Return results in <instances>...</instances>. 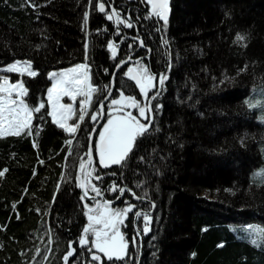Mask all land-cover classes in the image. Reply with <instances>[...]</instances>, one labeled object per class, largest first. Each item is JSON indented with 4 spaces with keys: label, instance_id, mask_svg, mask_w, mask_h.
Returning a JSON list of instances; mask_svg holds the SVG:
<instances>
[{
    "label": "trees",
    "instance_id": "16d2710c",
    "mask_svg": "<svg viewBox=\"0 0 264 264\" xmlns=\"http://www.w3.org/2000/svg\"><path fill=\"white\" fill-rule=\"evenodd\" d=\"M87 4L0 0V66L33 61L37 76L22 77L30 103L43 99L50 70L85 60L79 27ZM170 7L167 28L148 44L155 71L168 76L156 130L110 171L155 201L153 245L146 243L141 264H264V244H252L249 231L264 227V108L245 103L264 97V0H170ZM102 22L92 10L87 63L92 82L105 88L114 70L107 37L97 31ZM238 32L248 34L246 44ZM114 76L115 84L122 80ZM46 113L34 114L33 134L0 137V264H31L49 231L65 248L82 222L72 178L91 117L80 125L70 163V135Z\"/></svg>",
    "mask_w": 264,
    "mask_h": 264
},
{
    "label": "snow or ice",
    "instance_id": "6c2138e0",
    "mask_svg": "<svg viewBox=\"0 0 264 264\" xmlns=\"http://www.w3.org/2000/svg\"><path fill=\"white\" fill-rule=\"evenodd\" d=\"M29 2L31 3L32 0H29ZM88 2L89 5L93 4V0H88ZM141 3H145L148 6L144 10V19L154 20L156 23L162 21L161 27L157 31L166 29L171 10L170 0H141ZM33 6L36 7L37 5ZM95 6L101 12L106 11L105 0H99ZM106 15L109 20L115 22V31L117 33L122 31L121 26L127 28H132L133 26L131 17L124 16L121 10L116 7H111V10L107 11ZM88 18L89 12L85 11L83 14L85 25ZM97 31H100V29H97ZM85 34L87 35V33ZM236 35L238 38L237 42L244 41L245 44L247 43V33L238 32ZM120 39L123 40L125 37L121 36ZM135 39L139 41L142 47H150L140 35H136ZM160 42L165 45L168 44V40L164 35H161ZM88 47L89 43L86 40L84 43L85 62L47 73L52 81L47 88V101L41 98L38 103H30L29 88L23 78L10 82L9 75H0V137L8 134L17 136L22 133L33 134L32 122L36 118L34 114L38 115L41 110H44L52 121L70 135L71 138L65 140V144L69 145V151H72L71 145L74 134L80 128L81 122L85 121L86 115H90L93 121L104 115V100L100 101V106L96 111L90 113L88 111L93 106L94 93L100 91L99 87L92 82L91 65L87 63ZM107 47L111 50L112 56L116 57L118 45L113 40H108ZM129 47L131 48L132 45H129ZM165 51L167 53V50ZM124 63L125 61L121 59L115 67L120 68ZM168 68H171V63L168 64ZM4 70L18 73L21 77L25 73L29 77H36L39 72V69L33 67L31 59H17L11 63H6L0 68V71ZM244 70L241 69V71ZM105 71H108V69H105ZM123 76L134 81V85L139 88V93L143 94L144 100L138 99L137 95L125 94L123 88L120 89L118 95H115V98L111 96L105 97V100L109 101L106 122L98 130V139L89 143L87 159L79 160V172L75 177V182L82 190L79 197L80 201L83 202L82 212L87 218V222L82 224L78 242L82 248L91 252L94 261H101L102 255L109 260L114 257L118 260H123L130 252V239L133 242L136 239V237L129 238L122 228L126 222H130V215L137 208V205L132 203L131 200H126L122 207H113V200L104 198V192H119L120 196L116 197L117 200L122 199L126 193H131L132 196L137 197V193L131 187H128L127 184L121 186L116 181H112L108 189H102L97 182L103 179L104 173L101 171L96 174L93 153L98 154L99 164L105 168L111 165H126L130 157L135 154V150L142 140L156 130L152 126L154 113L161 109L162 105L154 104L153 99L162 94L161 90L164 88L165 80L168 79L167 73L161 72L157 74L153 72L139 57L136 58L135 64L127 67V71L123 72ZM225 79H228V77L226 76ZM157 82L159 88H157ZM104 87L111 92L110 85H104ZM150 89L152 90L151 94ZM62 97H70L74 102L80 97L79 110L77 111L73 103H64ZM245 103L250 109L258 106L264 108V97L259 99L249 98L246 99ZM46 104L49 106L48 108L45 107ZM77 115L78 119L76 122L69 123V120ZM39 119L43 121L44 117L39 116ZM258 119L264 121V112L261 113ZM39 127H42V124L37 126V128ZM93 131H96V129H93ZM88 135L91 136V132ZM241 142H243V138ZM33 144L36 145L35 140ZM138 159L143 160L144 157L140 156ZM258 173L264 174V168L258 169ZM0 174L3 173L0 172ZM93 179L97 182H93ZM139 183H143V181ZM88 197H91V201H89ZM137 198L139 199L140 197ZM144 198L147 199L148 197ZM152 207H155V201H152ZM135 216L143 217L142 232H149L153 216L143 210L135 211ZM249 231L251 232L250 240L252 244L257 246L264 244V227L260 225L249 226ZM221 244H223V241H221ZM67 245V250L62 257L64 264H76L74 254L78 255L79 251L73 246L72 240H69ZM93 249L96 251H93ZM36 251L39 252L40 249L37 248ZM192 255L195 256L196 253L193 252ZM88 264H93V261H89Z\"/></svg>",
    "mask_w": 264,
    "mask_h": 264
},
{
    "label": "flooded vegetation",
    "instance_id": "af4514ba",
    "mask_svg": "<svg viewBox=\"0 0 264 264\" xmlns=\"http://www.w3.org/2000/svg\"><path fill=\"white\" fill-rule=\"evenodd\" d=\"M99 2V0H93V5L90 6L89 8V18H90V13L93 11L98 12L99 14L102 15L103 20H105V23H103V29L100 30V34L101 35H106L107 40H113L117 45H118V50H117V56L113 57V70L115 68V65L119 63V61L121 59L123 60H128L127 62H125L123 65L120 66V68L117 70L116 74L119 75V78L121 77V81L120 79L118 80V82H116L113 80V88H112V92H111V97L115 98V95L119 94V91L121 88L124 89L125 94H132V95H137V98L140 99L141 101L144 100L143 94L139 93V88L138 86H135L134 83L130 80V78L128 77H124L123 76V72L127 71V67L129 65L135 64L136 63V58L139 57L141 59V61H143L144 63H146L153 72L157 73L155 71L154 66L152 65V60H151V49L149 48H145L142 47L139 43V41H137L135 39L136 35H140L141 37H144V34H148L145 43L148 45L150 43V39L151 37L154 35L153 33H158L159 35L161 34V31H157L158 28L161 27L162 21L160 23H156L154 20H148V19H144V10L148 7L145 3H141V0H105L106 3V11L105 12H101L99 11V9L95 6L97 3ZM111 7H116L118 9L121 10V13L124 16H130L133 22V26L132 28H127L125 26H121L122 27V31L120 33H117L115 31L116 28V24L114 21H111L108 19L106 12L111 10ZM170 14H171V10L169 13V18H170ZM106 25L108 28H106ZM88 31L90 30L89 27L87 29ZM96 32V31H95ZM121 36H124L125 39H120ZM129 45H132V47L130 48ZM150 46V45H148ZM108 50H110L107 47ZM111 52V50H110ZM112 55V54H111ZM129 57H131V59H129ZM134 59V60H133ZM165 71V70H164ZM159 74V73H157ZM113 76V74H112ZM112 76L110 77V80L108 82L107 85H111V79ZM115 77V76H114ZM113 77V79H114ZM158 80V78H157ZM100 91L94 93L93 96V106L89 108V110L91 112L96 111L97 108L100 106V101L104 99L105 95L108 92V89H105L103 87L100 88V83L96 84ZM158 85V82H157ZM102 86V85H101ZM150 94L152 92V90L150 89ZM109 101L106 100L104 102V108H103V112L104 115L98 117V119L96 121H93L91 118L89 119V121H87V125L89 126V132H91V139L90 136L88 135V139H87V144L84 145L83 150H82V159H86L87 158V152H88V145L90 142L94 141L95 139H98L99 133L98 130L100 128L103 127V123L106 122V117L108 115L107 112V105H108ZM153 103L154 104H161L160 101L158 100V97H155L153 99ZM135 112V110H133ZM101 121V122H100ZM82 128V127H81ZM84 129V128H83ZM93 129H96V131H93ZM82 130V129H81ZM88 132V133H89ZM80 135V130H78V132L76 133V142L78 143V137ZM76 158V156H75ZM78 159V157H77ZM75 160V159H74ZM78 162V160L76 161V163ZM93 162L96 164V174H99L101 171L104 173V177L101 181L97 182L93 179V182H97L100 184V186L102 187V189H108L109 184L112 181H116L117 183H119L121 186H123V181L121 180L120 176H116L114 173L110 172L111 169L116 166V165H111L108 166L107 168H105L103 165L99 164V157L98 154L93 153ZM78 168V172H79V165L77 166ZM76 177V176H75ZM74 183L75 180H74ZM77 187V195L78 196V206H79V211L82 217V222L79 225L76 233L73 234L72 238H67L66 241V246L63 249H59V244L55 241L54 235L52 233V236L49 235L48 238L46 239V242H44V245L39 248L40 251L37 252V254L34 255L35 259L31 260V264H64V261L62 259L64 252L67 250V242L69 240L73 241V246L76 247L79 251V254H74L76 257V264H81L82 260H81V255L80 254H84L85 255V260L83 262V264H88L89 261H93V264H141L142 262V257H143V253L145 251L146 243L148 242V244L150 245L152 242V234L151 231L153 230V225L155 223V207L153 208L151 215L153 216V220L150 222V230L149 232H142L143 229V217H136L135 216V211H139V210H143L144 212H147L149 210H151V203L149 202L150 199L147 198L146 201L143 200H135L133 199L130 195V193H126L125 196L119 200L116 203H113V207H122L126 200H131L132 203H134L135 205H137V208L131 213L130 215V222H126L125 225L123 226L122 230H124L127 234V236L129 238L131 237H136L135 241H131L130 239V252L129 254L123 259V260H118L117 258H112L111 260H109L106 256H103L102 254V260L101 261H94V258L91 255V252L88 251L85 248H82L79 245L78 242V235L80 233V230L82 228V224L87 222V218L83 215L82 212V201H80L79 197H80V188L78 187V184L76 183ZM120 195L119 192L113 193L111 191H105L104 192V198L106 199H111L114 200L116 199V197H118ZM137 196L139 197H146L140 194H137ZM89 201H91V197L88 198ZM139 231V234H138ZM140 232H142V235H144L146 238L145 239H141L140 238ZM151 234V235H150ZM148 236V237H147ZM141 239V240H140ZM141 242H143V249L141 252V255H139V251H140V246H141ZM147 249V248H146ZM93 251H96L95 249H93ZM71 260V258H70Z\"/></svg>",
    "mask_w": 264,
    "mask_h": 264
},
{
    "label": "rangeland",
    "instance_id": "374dc122",
    "mask_svg": "<svg viewBox=\"0 0 264 264\" xmlns=\"http://www.w3.org/2000/svg\"><path fill=\"white\" fill-rule=\"evenodd\" d=\"M220 2V1H219ZM218 2V8H222V5H221V3H219ZM83 14H84V12H83ZM83 14H82V24L84 23V21H83ZM88 27L84 24L83 25V27L81 28V31L83 32L84 30H86ZM15 60H17V59H15ZM20 60H25V59H20ZM14 61V60H13ZM12 62V61H11ZM11 62H9V63H11ZM83 63V62H82ZM76 64V63H75ZM74 65V64H73ZM72 65H70V66H66V67H60V68H56V69H52V70H50V71H57V70H59V69H63V68H69V67H71ZM0 68H2V66H0ZM0 75H9V77H10V82H14V80L15 79H19V78H22L21 76H20V74H18V73H14V72H11V71H8V70H4V71H0ZM24 75H27L26 73L24 74ZM49 79H50V81H49V84L46 86V88H45V90H44V93H43V99L45 100V101H47V88L51 85V78L49 77ZM106 96V95H105ZM110 96V95H109ZM79 99H80V97H78L77 98V101H72L71 100V98L70 97H62V101L64 102V103H73L74 104V106L76 107V109H77V111L79 110ZM49 106L46 104V108H48ZM50 110V109H49ZM88 111H89V113L91 112L89 109H88ZM46 115H47V113H46ZM88 115H86V117H87ZM48 117H49V119L51 120V122H53L54 124H56L54 121H52V119H51V117L48 115ZM85 117V118H86ZM91 117V116H90ZM78 119V115L77 116H73L70 120H69V123H75L76 122V120ZM101 122V121H100ZM57 125V124H56ZM58 127H59V125H57ZM79 130V129H78ZM78 132V131H77ZM76 132V133H77ZM76 133L74 134V139H73V142H72V145H71V148L73 149L71 152L69 151V153H71V155H72V158H71V160L69 161L70 163H73V159H74V153H75V151H74V143H75V140H76ZM71 137H69V139H70ZM64 162H66V160L64 161ZM238 165V164H237ZM68 178V177H67ZM67 180H70V178H68ZM191 206V205H190ZM49 231V230H48ZM151 231V230H150ZM151 234H152V231H151ZM150 234V235H151ZM47 235L49 236V235H51L52 236V232L51 231H49V232H47ZM46 237V236H45ZM148 237V236H147ZM140 238L141 239H145L146 237L144 236V235H142V232H140ZM140 239V240H141ZM39 240V239H38ZM151 244L153 245V240H152V242H151ZM150 244V245H151Z\"/></svg>",
    "mask_w": 264,
    "mask_h": 264
},
{
    "label": "water",
    "instance_id": "95a60500",
    "mask_svg": "<svg viewBox=\"0 0 264 264\" xmlns=\"http://www.w3.org/2000/svg\"><path fill=\"white\" fill-rule=\"evenodd\" d=\"M83 12H85V10L83 11ZM134 60V59H133ZM125 62H127L128 60H124ZM116 71H117V68L114 70V73L113 74H115L116 73ZM113 77H114V75L112 76V79H111V85H110V87H111V92H112V88H113ZM133 83H134V81H132ZM111 92H109V90H108V92H107V94H106V96L105 97H109V95H111ZM105 97H104V102L106 101L105 100ZM90 139H91V136H90ZM87 159V158H86ZM82 190L80 189V192H81ZM131 194V193H130ZM81 195V194H80ZM120 196V195H119ZM133 199H135V200H143V201H146L147 199H145L144 197H140L139 199L137 198V197H139V196H137V197H134V196H132V195H130ZM89 198V197H88ZM119 200H121V199H119ZM119 200H117V199H114L113 200V203H116V202H118ZM151 204H152V201H149ZM83 203V202H82ZM153 208L154 207H152L151 208V210L150 211H147V212H149V213H151L152 212V210H153ZM142 243V242H141ZM142 249H143V246H142V244H141V246H140V251H139V255H141V252H142Z\"/></svg>",
    "mask_w": 264,
    "mask_h": 264
},
{
    "label": "bare ground",
    "instance_id": "6f19581e",
    "mask_svg": "<svg viewBox=\"0 0 264 264\" xmlns=\"http://www.w3.org/2000/svg\"><path fill=\"white\" fill-rule=\"evenodd\" d=\"M89 8H90V5H89V2H88V4H87V6H86V9H85V11H89ZM170 9H171V7H170ZM88 27H89V18H88ZM81 26L79 27L80 29L83 27V25H84V23L82 24V21H81V24H80ZM83 36H84V42L87 40V41H89V39H90V32L86 29V30H84L83 32ZM85 33H87V35L85 34ZM116 69V67L114 68V70ZM119 68H117V70H118ZM117 72V71H116ZM82 123V122H81ZM73 180H75V177L73 176V178H72ZM142 245H143V242H142Z\"/></svg>",
    "mask_w": 264,
    "mask_h": 264
}]
</instances>
